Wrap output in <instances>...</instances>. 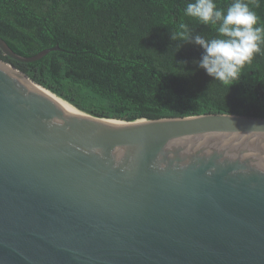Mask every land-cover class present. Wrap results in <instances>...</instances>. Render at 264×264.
Here are the masks:
<instances>
[{
    "label": "water",
    "instance_id": "1",
    "mask_svg": "<svg viewBox=\"0 0 264 264\" xmlns=\"http://www.w3.org/2000/svg\"><path fill=\"white\" fill-rule=\"evenodd\" d=\"M46 89L0 59V264H264V118H100Z\"/></svg>",
    "mask_w": 264,
    "mask_h": 264
},
{
    "label": "trees",
    "instance_id": "2",
    "mask_svg": "<svg viewBox=\"0 0 264 264\" xmlns=\"http://www.w3.org/2000/svg\"><path fill=\"white\" fill-rule=\"evenodd\" d=\"M189 2L0 0V36L16 53L30 57L60 47L33 62L15 60L0 49V59L100 118L213 113L264 118V55H255L230 88L214 80L199 67L203 49L180 35L183 23L193 36H217L211 26L184 14ZM215 2L226 11L232 0ZM249 6L264 25V0Z\"/></svg>",
    "mask_w": 264,
    "mask_h": 264
},
{
    "label": "clouds",
    "instance_id": "3",
    "mask_svg": "<svg viewBox=\"0 0 264 264\" xmlns=\"http://www.w3.org/2000/svg\"><path fill=\"white\" fill-rule=\"evenodd\" d=\"M260 6V0H232L225 11L215 0H193L186 4L184 14L201 24L215 29L217 36L207 39L192 33L187 25L181 24L180 35L185 42H191L203 49L199 67L214 80L229 88L239 81L242 69L250 64L255 55H264V25L252 10ZM172 40L175 39L171 34Z\"/></svg>",
    "mask_w": 264,
    "mask_h": 264
},
{
    "label": "bare ground",
    "instance_id": "4",
    "mask_svg": "<svg viewBox=\"0 0 264 264\" xmlns=\"http://www.w3.org/2000/svg\"><path fill=\"white\" fill-rule=\"evenodd\" d=\"M27 80L28 81H30V82H32L31 80H29L28 78H27ZM46 91V93H48V94H50V95H52V96H54V97H57V98H59V99H61V100H63V101H65V102H67V103H69V104H71L70 102H68L67 100H65V99H63V98H61V97H59L58 95H56V94H54L52 91H50V90H45ZM72 105V104H71Z\"/></svg>",
    "mask_w": 264,
    "mask_h": 264
}]
</instances>
